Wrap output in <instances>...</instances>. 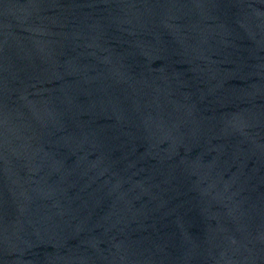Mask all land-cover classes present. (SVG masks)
Returning a JSON list of instances; mask_svg holds the SVG:
<instances>
[{
  "label": "water",
  "instance_id": "water-1",
  "mask_svg": "<svg viewBox=\"0 0 264 264\" xmlns=\"http://www.w3.org/2000/svg\"><path fill=\"white\" fill-rule=\"evenodd\" d=\"M0 264H264V0H0Z\"/></svg>",
  "mask_w": 264,
  "mask_h": 264
}]
</instances>
